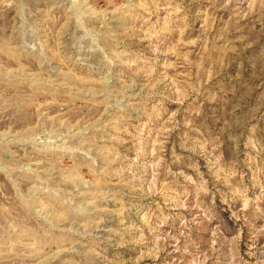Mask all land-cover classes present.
<instances>
[{"label": "rangeland", "instance_id": "374dc122", "mask_svg": "<svg viewBox=\"0 0 264 264\" xmlns=\"http://www.w3.org/2000/svg\"><path fill=\"white\" fill-rule=\"evenodd\" d=\"M0 264H264V0H0Z\"/></svg>", "mask_w": 264, "mask_h": 264}]
</instances>
